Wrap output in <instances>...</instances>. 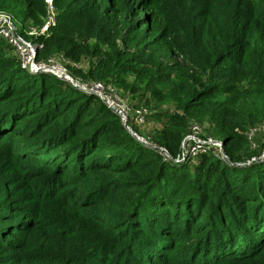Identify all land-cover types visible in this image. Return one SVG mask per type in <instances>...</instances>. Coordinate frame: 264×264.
Returning a JSON list of instances; mask_svg holds the SVG:
<instances>
[{
  "label": "trees",
  "instance_id": "1",
  "mask_svg": "<svg viewBox=\"0 0 264 264\" xmlns=\"http://www.w3.org/2000/svg\"><path fill=\"white\" fill-rule=\"evenodd\" d=\"M52 5L36 37L45 0L0 11L41 44L36 60L61 55L73 79L113 83L159 126L128 123L138 140L0 38V264H264V0ZM191 121L211 124L224 157L175 160Z\"/></svg>",
  "mask_w": 264,
  "mask_h": 264
},
{
  "label": "built area",
  "instance_id": "2",
  "mask_svg": "<svg viewBox=\"0 0 264 264\" xmlns=\"http://www.w3.org/2000/svg\"><path fill=\"white\" fill-rule=\"evenodd\" d=\"M45 2L48 8V15L45 18V22L40 28H29L27 31L28 36L36 37L46 32L49 25L54 24L52 0H45ZM18 28V24L11 15L4 11H0V38L5 40L11 47L12 54L19 60L22 68L30 72H48L61 78L69 77L67 69L65 68V62L61 55L36 60V52L38 48L41 47V44L34 41L32 38L24 37L19 33ZM62 62H64V65ZM90 83V86L82 85L83 89L95 93L108 107H114L122 122L127 124L131 123V117L136 125H143L147 121L146 116L149 110L145 107L128 106L127 103L122 100V102H118L116 100L117 92L112 87V83L106 86L100 81ZM188 129V133L182 140L181 150L175 158L176 161H183L189 158L193 159L199 154L210 150L224 157L221 151L222 141L213 136H208L199 122L191 121ZM256 131V128H254L248 132L247 136L251 141H253L252 137L255 135ZM251 144L254 146L253 142Z\"/></svg>",
  "mask_w": 264,
  "mask_h": 264
},
{
  "label": "rangeland",
  "instance_id": "3",
  "mask_svg": "<svg viewBox=\"0 0 264 264\" xmlns=\"http://www.w3.org/2000/svg\"><path fill=\"white\" fill-rule=\"evenodd\" d=\"M19 29V31L21 32L22 30L20 29V27L18 28ZM53 56H57V55H53ZM61 64V63H60ZM62 64L64 65V62H62ZM78 66H82V67H84L85 65L84 64H82V65H78ZM68 72V71H67ZM68 74H69V72H68ZM69 77H71V75L69 74ZM72 78V77H71ZM75 81H77L78 83H80L81 85H83V86H90V84L91 83H86V82H83V83H81V81L80 80H78V79H74ZM101 82V81H100ZM102 84L103 85H108V84H111V82H102ZM113 84V83H112ZM114 85V84H113ZM112 85V87L116 90V92H117V98H116V100L118 101V102H122V101H125L126 103H127V105L128 106H133L132 104V100L128 97V95H126V94H124V93H122V91H121V89H119L118 87H116L115 85L113 86ZM122 100V101H121ZM129 119H130V116H129ZM131 123H129L130 125H132V126H134V127H136L138 130H139V132L140 133H143L144 135H146V134H148V133H150L154 128H156V127H158L159 126V124L157 123V122H154V121H146L143 125H136L135 123H134V121H132V117H131ZM200 125L204 128V130H205V132H206V134L208 135V136H213V137H218L217 135H215L214 133H213V131H211V124L209 123V122H206V121H203L202 123H200ZM144 138V137H143Z\"/></svg>",
  "mask_w": 264,
  "mask_h": 264
},
{
  "label": "water",
  "instance_id": "4",
  "mask_svg": "<svg viewBox=\"0 0 264 264\" xmlns=\"http://www.w3.org/2000/svg\"><path fill=\"white\" fill-rule=\"evenodd\" d=\"M62 78L65 79V80H67V81H69V82H71V83H72L73 85H75L76 87H78V88L84 90L83 87H82V85H81L80 83H78L77 81H75L73 78H71V77H62ZM110 109H111L113 112L117 113V110H116L114 107H110ZM122 123H123V125L125 126V128H126V129H127V130H128L133 136H135L138 140H140V141H142V142L148 144L147 141H146L143 137H141L140 135H138L137 133H135V132H134V131L128 126L127 123H124V122H122ZM159 149L162 150V148H159ZM221 151H222V153H223V142H222V144H221ZM164 152L167 153V151H165V150H164Z\"/></svg>",
  "mask_w": 264,
  "mask_h": 264
}]
</instances>
